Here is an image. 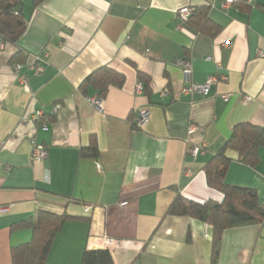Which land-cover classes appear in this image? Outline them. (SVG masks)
<instances>
[{
    "label": "crops",
    "instance_id": "1",
    "mask_svg": "<svg viewBox=\"0 0 264 264\" xmlns=\"http://www.w3.org/2000/svg\"><path fill=\"white\" fill-rule=\"evenodd\" d=\"M250 1L224 10L222 0H18L24 33L17 45L0 37V206L8 207L0 212V264H12L10 248L31 238L13 226L38 210L66 216L44 264H80L85 249H107L114 264H211V225L166 211L177 194L221 201L204 164L234 125L264 127V0ZM202 6L213 35L178 13ZM18 49L24 84L10 63ZM43 53L44 71L35 74L29 65L43 64ZM177 58L189 62L192 84L227 80L206 95L184 94ZM101 66L125 82L110 86L97 108L88 99L96 91L80 84ZM137 71L149 76L148 95L137 91ZM140 111L148 112L142 127ZM190 120L197 130L187 133ZM92 138L98 157H80ZM32 141L46 159L31 157ZM190 144L204 148L192 157ZM223 179L264 203V148L254 167L230 160ZM217 264H264V219L223 231Z\"/></svg>",
    "mask_w": 264,
    "mask_h": 264
},
{
    "label": "trees",
    "instance_id": "2",
    "mask_svg": "<svg viewBox=\"0 0 264 264\" xmlns=\"http://www.w3.org/2000/svg\"><path fill=\"white\" fill-rule=\"evenodd\" d=\"M37 1L39 0H34V4ZM18 3V0H0V37L3 42L12 45H17L26 28V21L17 8ZM207 10V6L194 8L187 22L195 31L213 35L218 29L209 19ZM22 56V51L16 50L10 58V63L21 64ZM136 76L142 90L148 95L149 76L140 71L136 72ZM124 82L123 73L101 66L82 81L80 88L83 90L93 88L96 91L94 97L102 100L110 86L120 88ZM261 147L264 148V127L250 123L234 125L224 145L203 166L206 184L222 194L221 201L196 202L177 194L167 208L168 215L189 216L211 225L213 244L211 264H217L219 241L223 231L232 227L258 224L264 219V203L259 201L255 190L229 185L223 179L224 169L232 159L252 167L256 166ZM79 155L98 157L95 139L92 138L87 147H82ZM65 220V215L38 210L33 217L15 224L14 228H29L31 238L25 244L10 248L12 264H44L51 243ZM80 264H114V262L107 249H85Z\"/></svg>",
    "mask_w": 264,
    "mask_h": 264
},
{
    "label": "built area",
    "instance_id": "3",
    "mask_svg": "<svg viewBox=\"0 0 264 264\" xmlns=\"http://www.w3.org/2000/svg\"><path fill=\"white\" fill-rule=\"evenodd\" d=\"M235 0H222L220 7L224 10H226L227 8H229V6L234 2ZM247 3H251L250 0H245ZM263 12H264V7L262 8ZM194 12V8H188V7H183L178 9V13L182 19V21H187V19L189 18V16L191 14H193ZM2 46V43L0 41V48ZM47 59V54L43 53V55L41 56V60L38 57L39 61H42L43 64H36V65H29V67L33 70V72L35 74H42L44 71V63L46 62ZM207 60H210V57L206 58ZM176 64L181 68L182 73L184 75V82L185 85L182 87V93L184 94H189L191 92H198L201 93L203 95H206L209 92V88L211 86V84L216 83L218 81H226L227 80V76L225 74H219L218 77L214 76V75H210L208 76V78L206 79L205 83L203 84H192L191 83V67L189 62L185 59V58H177L175 60ZM13 70L19 80V82L21 84L25 83V75H21L19 74L21 68H22V64L19 63H15L12 65ZM142 90V86L141 84H138L137 86V91L141 92ZM227 95L223 94L222 98L224 100H227ZM89 101L95 105L97 108H102V104H101V100L96 98V97H90L88 98ZM245 101L250 100L249 97H245L244 98ZM56 108H58V106H56ZM56 108L54 110H56ZM43 112L41 110H38L35 115H34V120L38 121L41 116H42ZM148 119V112L146 111H140L139 114L137 115L136 119H135V123L137 126L142 127L146 124ZM44 128H46L45 125H43ZM197 130V126L196 124H194L193 121L190 120V123L188 125V129H187V133H191ZM33 147H32V153H31V157L35 160L38 161H42L44 159H46L47 157V150L44 148L43 145H41L40 143H35L34 141H32ZM204 148V144L201 145H194V144H190L187 148V154L194 157L196 156L199 152L202 151V149ZM8 210L7 206H0V212H5ZM108 244H111V241L108 242Z\"/></svg>",
    "mask_w": 264,
    "mask_h": 264
}]
</instances>
